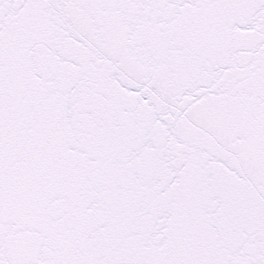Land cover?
Here are the masks:
<instances>
[{
    "label": "snow or ice",
    "instance_id": "1",
    "mask_svg": "<svg viewBox=\"0 0 264 264\" xmlns=\"http://www.w3.org/2000/svg\"><path fill=\"white\" fill-rule=\"evenodd\" d=\"M0 264H264V0H0Z\"/></svg>",
    "mask_w": 264,
    "mask_h": 264
}]
</instances>
